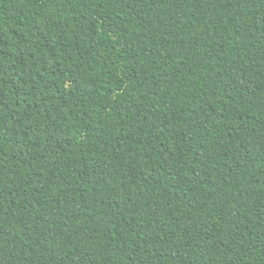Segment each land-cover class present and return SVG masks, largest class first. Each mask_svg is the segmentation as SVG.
Instances as JSON below:
<instances>
[{"label":"trees","instance_id":"1","mask_svg":"<svg viewBox=\"0 0 264 264\" xmlns=\"http://www.w3.org/2000/svg\"><path fill=\"white\" fill-rule=\"evenodd\" d=\"M0 264H264V0H0Z\"/></svg>","mask_w":264,"mask_h":264}]
</instances>
